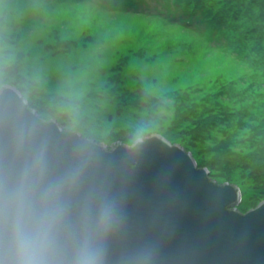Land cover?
Masks as SVG:
<instances>
[{
	"label": "rangeland",
	"instance_id": "rangeland-1",
	"mask_svg": "<svg viewBox=\"0 0 264 264\" xmlns=\"http://www.w3.org/2000/svg\"><path fill=\"white\" fill-rule=\"evenodd\" d=\"M213 34L95 0H0V87L96 143L181 145L246 213L264 201V61Z\"/></svg>",
	"mask_w": 264,
	"mask_h": 264
},
{
	"label": "water",
	"instance_id": "water-1",
	"mask_svg": "<svg viewBox=\"0 0 264 264\" xmlns=\"http://www.w3.org/2000/svg\"><path fill=\"white\" fill-rule=\"evenodd\" d=\"M161 135L111 147L0 87V264H264V201Z\"/></svg>",
	"mask_w": 264,
	"mask_h": 264
},
{
	"label": "trees",
	"instance_id": "trees-1",
	"mask_svg": "<svg viewBox=\"0 0 264 264\" xmlns=\"http://www.w3.org/2000/svg\"><path fill=\"white\" fill-rule=\"evenodd\" d=\"M95 1L109 10L159 15L198 32L212 31L226 46L247 50L264 61V0Z\"/></svg>",
	"mask_w": 264,
	"mask_h": 264
}]
</instances>
